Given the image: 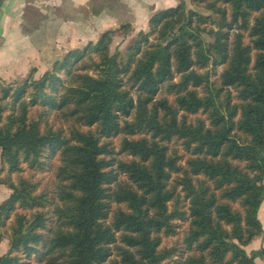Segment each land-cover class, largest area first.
Wrapping results in <instances>:
<instances>
[{
    "label": "trees",
    "instance_id": "trees-1",
    "mask_svg": "<svg viewBox=\"0 0 264 264\" xmlns=\"http://www.w3.org/2000/svg\"><path fill=\"white\" fill-rule=\"evenodd\" d=\"M190 2L208 13L180 1L122 51L110 45L127 22L2 88L0 264L264 258V245L244 249L263 231L264 0ZM54 160L52 189L39 188L32 174ZM177 221L187 225L179 246L161 247Z\"/></svg>",
    "mask_w": 264,
    "mask_h": 264
},
{
    "label": "crops",
    "instance_id": "crops-1",
    "mask_svg": "<svg viewBox=\"0 0 264 264\" xmlns=\"http://www.w3.org/2000/svg\"><path fill=\"white\" fill-rule=\"evenodd\" d=\"M112 1L117 7L118 0ZM109 23L110 0H2L0 72L10 77L30 61L27 68L41 71V56L94 42L102 32L116 28Z\"/></svg>",
    "mask_w": 264,
    "mask_h": 264
},
{
    "label": "rangeland",
    "instance_id": "rangeland-1",
    "mask_svg": "<svg viewBox=\"0 0 264 264\" xmlns=\"http://www.w3.org/2000/svg\"><path fill=\"white\" fill-rule=\"evenodd\" d=\"M134 1V2H133ZM180 1H183L187 8H193L195 10H198L204 14H207L208 12L203 8H196L193 6L190 2V0H124V6L122 4V0H118V6H113L110 0V27H119L121 23L123 22H130V29L129 32L125 35L123 34H115L112 37V43L110 45V50L113 52L114 50H124L126 46L133 42L139 31L146 32L148 30V18L150 15H152L154 12H156L159 9H163L170 6H175ZM150 4L152 7H150ZM111 29V28H110ZM206 39L209 40L207 35H204ZM51 40V39H49ZM82 47V46H81ZM80 48V47H79ZM73 49V48H72ZM70 50V49H69ZM68 51V50H67ZM66 51V52H67ZM65 52V53H66ZM64 53V54H65ZM63 53L60 55L56 54H44L40 57L41 60V71L34 72L32 74L33 79H38L41 77V75L51 68L53 62L55 60H59L63 55ZM32 64V61H30L28 64H25L26 67L22 72H16L13 73L10 77L6 73L0 72V97L2 96V88L9 86V85H17L22 82L23 79L27 78L29 76V72L32 69L30 66L27 68L28 65ZM27 68V70H25ZM31 68V69H30ZM35 69V68H34ZM37 70V69H36ZM35 70V71H36ZM218 71H221V67L218 68ZM131 93L134 97L137 96V92L135 90H131ZM163 90L157 95V97H162ZM6 101V100H3ZM61 125L63 126L64 130L67 132L68 126L70 122L65 120H60ZM120 137H116L113 140L114 147L116 150L119 149V142ZM172 146L177 148V151L179 154H185L186 152L183 150L182 145L179 141L173 142ZM118 158H121L123 160H128L130 156L126 155L125 153H120L117 155ZM52 167L50 170L42 172V173H33L32 176L34 180H37L39 182V188L45 187L47 190L52 189V181L54 179L55 169L58 165V161L54 160ZM181 163H184V159H182ZM1 161H0V203L5 200L10 190L6 186L5 183H3V178H5L8 175L7 169H1ZM25 175L29 174L28 172L23 173ZM11 178L15 179V176H11ZM179 190V189H178ZM181 193V197L183 196V193ZM258 218L262 225V234L260 236H257L251 240L250 243H248L246 246H244V249L247 253H250L253 250H258L260 247L264 245V200L261 203L259 210H258ZM178 224L177 232L174 235L169 236H162L161 240V247L170 248L174 246H179L183 233L186 230V222L177 221ZM8 222L6 225H2L0 223V255L5 253L8 249L9 245V238H8ZM176 256H173L171 258H168L164 261V264H175L174 259ZM255 264H264V258L261 256H257L254 259ZM35 264V263H32Z\"/></svg>",
    "mask_w": 264,
    "mask_h": 264
},
{
    "label": "built area",
    "instance_id": "built-area-1",
    "mask_svg": "<svg viewBox=\"0 0 264 264\" xmlns=\"http://www.w3.org/2000/svg\"><path fill=\"white\" fill-rule=\"evenodd\" d=\"M1 3H2V0H0V5H1Z\"/></svg>",
    "mask_w": 264,
    "mask_h": 264
}]
</instances>
